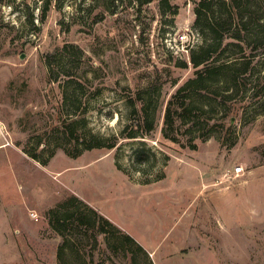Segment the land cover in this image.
Returning <instances> with one entry per match:
<instances>
[{
	"label": "rangeland",
	"instance_id": "1",
	"mask_svg": "<svg viewBox=\"0 0 264 264\" xmlns=\"http://www.w3.org/2000/svg\"><path fill=\"white\" fill-rule=\"evenodd\" d=\"M169 3L0 0V264H264V96L251 94L264 65V29L254 28L255 42L248 25L243 40L226 37L195 66L191 51L211 40L197 26L199 0ZM223 12L232 31L251 14L264 19V0ZM252 53L239 93L223 99L237 89L235 62ZM199 69L201 84L216 91L215 103H204L212 118L199 121L225 129L205 138L206 122L192 128L198 147L191 149L193 120L174 141L165 115ZM202 93L194 84L182 99ZM132 101L147 102L156 128L130 138ZM70 128L104 145L77 144ZM236 167L244 171L236 175ZM89 207L143 249L113 227L104 235L62 222L65 212L90 216Z\"/></svg>",
	"mask_w": 264,
	"mask_h": 264
},
{
	"label": "trees",
	"instance_id": "2",
	"mask_svg": "<svg viewBox=\"0 0 264 264\" xmlns=\"http://www.w3.org/2000/svg\"><path fill=\"white\" fill-rule=\"evenodd\" d=\"M114 1V0H111ZM151 1L154 0H136L140 6H143ZM161 2V5L169 7L171 4L169 3L170 0H159ZM241 0H199L198 6L196 8V15H197V26L201 31L207 30L210 37V43L206 45H202L197 49H193L191 51V61L195 66H199L200 64L206 62L211 57L214 56V54L217 52V49L219 46L222 45L223 41L226 39V37L230 36L237 40H243L244 36L242 34L243 31L248 30V25L253 27H250L249 32L254 35L255 31L254 28L257 26H262L264 29V19L260 16H254L253 14L249 15L250 19L244 20L241 19L239 22L237 21L234 25L235 29L230 31V29H227V25H229V28L232 29L233 25V18L231 15L228 14V18L222 19L220 16L225 14V10H227V7H230L232 4L236 7L240 6ZM218 6L220 10V16L217 18L215 15V9L214 7ZM210 13H213V16H209ZM244 18V17H242ZM227 24V25H226ZM229 32V33H228ZM255 36V37H254ZM254 41L257 42L258 37H256V34L254 35ZM241 46V45H240ZM260 47L254 46L252 48V52H256ZM253 58H245L241 60H237L235 64L237 67L233 71V80L235 87L237 88L235 90V93H225L223 92V99L230 100L233 95L239 93L238 87L241 86L242 82H238V80H246L247 73L251 69V63L253 59L255 58V54L252 53ZM221 67V66H219ZM218 67V68H219ZM210 72H214L213 69H209ZM206 70L199 69L196 71L197 76L193 79H189L185 84L181 85L179 89L177 90V93L174 95V97L169 101V104L167 106L166 115H165V127H164V133L167 137L173 139L174 141L177 140V132L181 130V127L186 124L187 122H190L193 120V123L189 125V127L186 129V135L189 136L187 139V144L191 149H197L198 145L196 143V137L191 136V129L198 127V128H205L203 125V122H206V126L210 127L208 128V131H203L201 136H204L205 138L210 137V135L215 131H223L225 129V124L223 122L220 123H214L213 125H210L209 121H199L201 117L209 118V120L212 118L208 115V111L204 108V103L209 104L212 106L215 102L212 100V96L216 91H211L210 89H207V85L201 84L200 80L205 77ZM259 75L257 76L258 85L256 88L252 91V97L254 98H261L264 96V65L263 67L258 71ZM202 76V77H201ZM57 80L56 76H51L50 81L54 82ZM200 82V83H199ZM199 89L207 90V93H202L199 96L192 99V101H188L187 99H182V93L189 87H193V85ZM218 95V93H217ZM209 96V97H208ZM216 97V96H215ZM209 98V99H208ZM217 98V97H216ZM182 99V100H181ZM222 102V101H221ZM133 104V117H132V123H130L126 128L125 132L129 129V126H132L133 128L126 133V137H136L139 134H147L151 131H153L156 128L155 120L150 116V113L148 111V105L147 102L142 103V107L138 108L135 105V101H132ZM222 104V103H221ZM200 111V113L197 112L194 119H191L189 117V113L191 111ZM226 112V111H224ZM226 114L222 115V119L226 118ZM206 120V119H204ZM192 122V121H191ZM62 124L64 128L67 130L69 127V124L65 121H62ZM66 130H64L65 133ZM69 137L73 139L77 144H85L86 148H92L94 146H101L104 145L101 141H98L97 143H93L94 140H97V137H93L91 139V142H87L86 139L81 138L78 134H76L71 128L69 129ZM116 145V142H112L108 145H105L108 148H113ZM34 159H37L41 161L43 164H47V159H41L40 155L38 153L31 154ZM72 202L75 203H82L81 199L77 196L72 197ZM90 216L85 214L84 212H80L79 210L67 213L65 212L62 217V222H71L72 224H75L76 226L80 225H86L87 223L90 224V227L94 228L99 234H108L110 232V227H113L117 230H119L122 233L123 238L126 239V241L134 243L137 245V247L142 250L143 247L136 241V239L131 236L130 234L124 232L122 229H120L118 226H116L109 218L105 217L101 212L98 210H95L93 208H90ZM53 217H56L55 211H53ZM57 221H61L60 217L57 218ZM62 223V224H63ZM88 228V227H87Z\"/></svg>",
	"mask_w": 264,
	"mask_h": 264
},
{
	"label": "built area",
	"instance_id": "3",
	"mask_svg": "<svg viewBox=\"0 0 264 264\" xmlns=\"http://www.w3.org/2000/svg\"><path fill=\"white\" fill-rule=\"evenodd\" d=\"M243 171V167H236L234 173L236 175H240Z\"/></svg>",
	"mask_w": 264,
	"mask_h": 264
}]
</instances>
